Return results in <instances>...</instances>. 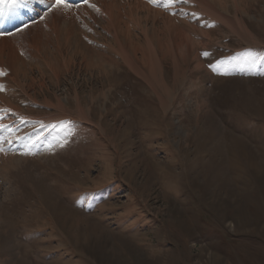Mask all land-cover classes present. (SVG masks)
I'll return each instance as SVG.
<instances>
[{"label": "rangeland", "instance_id": "1", "mask_svg": "<svg viewBox=\"0 0 264 264\" xmlns=\"http://www.w3.org/2000/svg\"><path fill=\"white\" fill-rule=\"evenodd\" d=\"M144 1L0 37V264H264V0Z\"/></svg>", "mask_w": 264, "mask_h": 264}, {"label": "bare ground", "instance_id": "2", "mask_svg": "<svg viewBox=\"0 0 264 264\" xmlns=\"http://www.w3.org/2000/svg\"><path fill=\"white\" fill-rule=\"evenodd\" d=\"M121 2H122V1H121ZM108 3H109V2H108ZM118 3H119V2H118ZM124 4H125V3H124ZM105 5H107V4H105ZM133 5H134V4H133ZM141 6H142V5H141ZM120 7H121V6H120ZM109 8H110V7H109ZM134 8H135V7H134ZM145 8H146V7H145ZM121 11H123V10H121ZM108 13H109V12H108ZM123 14H124V13H123ZM110 15H111V13H110ZM124 16H125V15H124ZM117 17H118V16H117ZM117 17H116V18H117ZM111 18H112V17H111ZM145 18H146V17H145ZM118 20H119V19H118ZM142 20H143V19H142ZM142 20H141V21H142ZM145 20H146V19H145ZM121 21H122V20H121ZM137 21H138V20H137ZM139 21H140V20H139ZM123 23H124V22H123ZM141 23H142V22H140V24H141ZM227 23L230 24L231 27H233V29H235L236 31H238L239 28H237V27L234 25V23H233V24H232L231 22H230V23L227 22ZM167 24H168V23H167ZM122 25H124V24H122ZM169 26H170V25H169ZM171 26H172V24H171ZM171 26H170V27H171ZM143 27H144V26H143ZM118 28H119V27H118ZM137 28H138V27H137ZM165 28H166V27H165ZM116 29H117V28H116ZM141 29H142V28H141ZM143 29H144V28H143ZM143 29H142V30H143ZM117 30H118V29H117ZM124 30H126V28H125ZM167 30H168V29H167ZM127 31H128V30H127ZM143 31H144V30H143ZM175 31H177V30H175ZM122 33H123V32H122ZM178 33H179V32H178ZM123 34H124V33H123ZM144 34H145V33H144ZM126 35H128V34L126 33ZM179 35H180V34H179ZM182 35H183V34H182ZM38 36H39V35H38ZM154 36H156V35L154 34ZM184 36H185V35H184ZM125 37H127V39L129 38V36H125ZM146 37H147V36H146ZM184 38H186V40H188V41L191 42V40H189L187 37H184ZM64 39H65V37H64ZM128 40H129V39H128ZM67 41H68V40H67ZM67 41H65V42H67ZM150 41H151V40H150ZM150 41H149V42H150ZM149 42H148V43H149ZM183 43H184V42H183ZM64 44H65V43H64ZM126 44H128V43L126 42ZM149 44H150V43H149ZM149 44H148V45H149ZM152 45H153V44H152ZM68 46H69V45H68ZM41 48H42V47H41ZM75 49H76V48H75ZM136 49H137V47H136ZM135 54H136V53H135ZM135 54H133V55H135ZM130 57H131V56H130ZM137 57H138V56H137ZM141 57H142V56H141ZM134 58H135V57H134ZM142 58H143V57H142ZM94 59H95V58H94ZM135 59H136V58H135ZM146 59H147V58H146ZM146 59H145V60H146ZM13 60H14V59H13ZM152 60H153V62H154V60H156V59H155V58H154V59L152 58ZM68 61H69V60H68ZM139 61H140V60H139ZM142 62H144V61H142ZM138 63H139V62H138ZM140 63H141V62H140ZM148 63H149V60H148ZM144 64H145V62H144ZM151 64H152V63H151ZM133 65H134V64H133ZM135 66H136V65H135ZM143 66H144V65H143ZM132 68H133V67H132ZM137 68H139V67H137ZM19 69H20V68H19ZM135 69H136V68H135ZM146 69L148 70V73H147V74H149V77L152 76V77H150V78H151V79L154 78V77H155V74H154V73H155L156 70L154 71V70H153V69H154L153 67L151 68V70H149V67H148V68L146 67ZM142 70H145L144 67H143ZM89 71H90V70H89ZM136 71H137L139 74H141V73L143 74V72L141 71V69H140V72H141V73H140L137 69H136ZM145 71H146V70H145ZM146 72H147V71H146ZM41 73H42V72H41ZM44 73H45V72H44ZM20 74H21V73H20ZM22 74H23V73H22ZM42 76H43V74H42ZM24 77H25V74H24ZM30 79H32V78H30ZM108 79H109V78H108ZM30 81H31V80H30ZM30 81H29V82H30ZM43 83H44V82H43ZM163 92H164V91H163ZM159 95H160V94H159ZM160 97H161V96H160ZM162 101H163V100H162ZM61 107H62V106H61ZM240 147H241V145H240ZM7 161H8V160H7ZM10 162H11V161H10ZM8 163H9V161H8ZM12 167H13V166H12ZM7 173H8V172H7ZM113 179H114V178H113ZM79 222H80V221H79Z\"/></svg>", "mask_w": 264, "mask_h": 264}, {"label": "trees", "instance_id": "3", "mask_svg": "<svg viewBox=\"0 0 264 264\" xmlns=\"http://www.w3.org/2000/svg\"><path fill=\"white\" fill-rule=\"evenodd\" d=\"M106 184H108V183H106ZM106 184H105V185H106ZM105 185H104V187H105ZM105 188H107V187H105Z\"/></svg>", "mask_w": 264, "mask_h": 264}]
</instances>
